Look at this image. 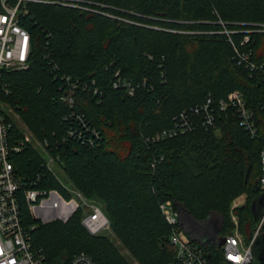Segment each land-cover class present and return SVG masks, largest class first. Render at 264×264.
Here are the masks:
<instances>
[{
    "label": "trees",
    "instance_id": "obj_1",
    "mask_svg": "<svg viewBox=\"0 0 264 264\" xmlns=\"http://www.w3.org/2000/svg\"><path fill=\"white\" fill-rule=\"evenodd\" d=\"M71 1L79 7L27 6L19 25L30 36L28 68L3 71L0 78L5 110L49 144L57 163L43 169L44 158L30 143L9 160L22 179L40 173L38 188L100 207L128 257L108 237L87 231L80 204L67 221L48 223L21 204L24 223L35 226L33 245L49 264H66L79 253L99 264H168L175 252L160 209L167 201L193 222L217 216V236L228 234L231 215L237 216L249 244L252 188L264 146V89L235 62L217 20L248 35L252 59L262 62L264 34L254 29L264 24V0ZM66 78L76 84L72 104L62 99L70 89ZM116 79L130 83L134 95L114 89ZM234 91L254 111L253 137L229 113L219 114L212 128L161 135L208 95L220 99ZM71 113L80 120L63 121ZM6 117L10 140H22ZM245 193L252 194L249 210L232 208ZM208 250L214 264H222L220 248Z\"/></svg>",
    "mask_w": 264,
    "mask_h": 264
},
{
    "label": "built area",
    "instance_id": "obj_2",
    "mask_svg": "<svg viewBox=\"0 0 264 264\" xmlns=\"http://www.w3.org/2000/svg\"><path fill=\"white\" fill-rule=\"evenodd\" d=\"M71 0H0V78L3 71H23L28 68V57L30 52V36L28 32L19 25L20 16L27 12L29 4H47L79 7ZM220 33L226 37L228 44L233 50V59L235 62L248 70L249 75L257 76L264 89V61H254L252 59L253 51L249 46V36L236 30L228 29L227 26L218 18ZM254 31L264 34V24L255 27ZM240 36L239 41L234 37ZM70 89L62 99L73 103L74 89L76 84L71 83L66 78ZM120 86L125 88L127 95H134V87L127 82L123 84L119 79L112 83L114 89ZM94 93H97L94 90ZM1 102L0 95V264H49L46 256L40 249H37L32 242L31 233L34 225H26L20 213L21 204H26L28 210L35 219L46 216L45 204L53 201V217L65 219L79 207L77 199L64 200L55 191H44L38 188L40 173L29 180L17 176L9 160L10 154L20 152L23 146L29 143V138L24 136L22 140L12 142L10 130L12 123L7 119L10 117L11 110L6 111ZM9 111V112H8ZM229 113L236 119L238 126L249 133L251 137L256 134L254 121V111L247 106L243 94L239 91L228 93L224 98L216 99L208 95L204 102L189 109L188 112H182L176 118L174 127L170 131H165L161 135L165 137H174L184 134L198 127L212 128L216 125L218 115ZM80 120L79 116L69 114L63 117V121ZM75 137V133L70 130L67 134ZM40 152L44 158L43 169L52 171L55 168L58 158L53 156L50 146L47 143L39 142ZM261 174L259 177V192L264 194V146L260 150ZM59 195V196H58ZM75 197L82 200L79 193L74 192ZM46 200V201H45ZM64 201L67 204H64ZM88 209L87 214H83L81 224L92 235H97L104 230L109 229V221L100 207L84 202ZM71 205L72 209L67 210ZM164 220L171 229L169 235V244L174 248V260L168 264H214L211 253L208 250L209 245H217L222 254V264H251L252 263V245L259 234V229L249 244H246L243 237L237 233H228L221 236H215L213 242H198L193 240H184L180 237L182 231L181 217L171 204L165 202L160 207ZM64 215V217H62ZM47 221V220H46ZM264 222V215L261 224ZM222 242V243H221ZM221 243V244H220ZM66 264H99L84 253L74 255Z\"/></svg>",
    "mask_w": 264,
    "mask_h": 264
},
{
    "label": "rangeland",
    "instance_id": "obj_3",
    "mask_svg": "<svg viewBox=\"0 0 264 264\" xmlns=\"http://www.w3.org/2000/svg\"><path fill=\"white\" fill-rule=\"evenodd\" d=\"M10 118L12 119L15 126L20 129V131L23 134V137L27 136L29 138L30 145H32L34 148H36L40 151L39 144H38L39 141L25 127V125L19 119H17V117H15L11 113H10ZM56 171L58 173H60L59 169H57ZM54 200H51L49 203L45 204L46 211H48L49 214H47L46 216L42 215L40 219L39 218L37 219V221H39L41 223H48V222L53 221V219H55V220L58 219L56 217H53L54 215L52 213L54 211L52 209V204H53ZM251 200H252V194H246V193L242 194L233 201L232 208L241 207V208H247L249 210ZM76 201H77V203H79L80 205H82L84 207L83 214L84 213L87 214L89 211H88L86 205H84V203L81 201H79V202H78V200H76ZM64 204H67V203L64 201ZM68 208L70 210V209H72V206L69 205L67 207V210H68ZM37 217H38V213H37ZM62 217H64V215H62ZM231 222H232L233 227H231V229L229 230V233L237 232L240 234V231L238 230V218H237V216L231 215ZM181 224L184 227L182 229V231L180 232V237L182 239L189 240L192 237V238H195L196 240H198V242H209V243H211V242H213V239L215 238V236L218 233L219 218L215 215H212L206 221L201 222V223H197V222H193L187 215L182 213L181 214ZM100 235H104V236L108 237L117 246V248L119 250H121V245L114 238L110 229L104 230L103 232L100 233ZM253 235H254V233H253ZM121 253L125 257H128L126 251L121 250ZM130 264H137V263L135 261H131Z\"/></svg>",
    "mask_w": 264,
    "mask_h": 264
},
{
    "label": "water",
    "instance_id": "obj_4",
    "mask_svg": "<svg viewBox=\"0 0 264 264\" xmlns=\"http://www.w3.org/2000/svg\"><path fill=\"white\" fill-rule=\"evenodd\" d=\"M252 190L255 193V198L253 199L250 206V211L253 217L252 225L255 231L259 229V234L253 241L251 264H264V222L260 226L262 217L264 215V194L259 192L258 181L254 184ZM70 216L71 215H69L66 219H56V220L65 222ZM38 218L40 219V217H35V220H37ZM54 220L55 219H53V221Z\"/></svg>",
    "mask_w": 264,
    "mask_h": 264
},
{
    "label": "crops",
    "instance_id": "obj_5",
    "mask_svg": "<svg viewBox=\"0 0 264 264\" xmlns=\"http://www.w3.org/2000/svg\"><path fill=\"white\" fill-rule=\"evenodd\" d=\"M184 227H183V225H182V228L181 229H183ZM189 240H193V241H198V240H196L195 238H190Z\"/></svg>",
    "mask_w": 264,
    "mask_h": 264
}]
</instances>
